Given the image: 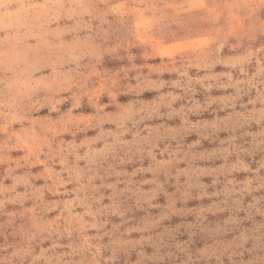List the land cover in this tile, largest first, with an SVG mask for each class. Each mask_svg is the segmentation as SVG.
<instances>
[{"label": "clouds", "instance_id": "1", "mask_svg": "<svg viewBox=\"0 0 264 264\" xmlns=\"http://www.w3.org/2000/svg\"><path fill=\"white\" fill-rule=\"evenodd\" d=\"M0 264H264V0H0Z\"/></svg>", "mask_w": 264, "mask_h": 264}, {"label": "rangeland", "instance_id": "2", "mask_svg": "<svg viewBox=\"0 0 264 264\" xmlns=\"http://www.w3.org/2000/svg\"><path fill=\"white\" fill-rule=\"evenodd\" d=\"M162 54H171V53L168 52V53H162ZM146 96H147V94H146ZM147 98H151V97L150 96H147ZM194 139H195V137H192V138H190V141L191 140H194ZM204 146L205 147H212V145H208L207 142H205ZM169 190L171 191V189H169ZM160 202L163 203V199L162 198H161V201ZM189 206H195V202L190 203ZM189 219H191V218H189ZM178 222H179L178 220H174L172 226H175V223H178ZM182 239H186V237H183Z\"/></svg>", "mask_w": 264, "mask_h": 264}]
</instances>
